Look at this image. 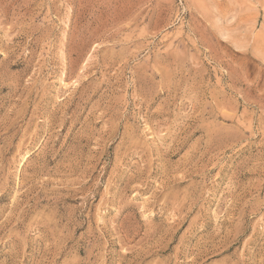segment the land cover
Here are the masks:
<instances>
[{"label": "rangeland", "instance_id": "1", "mask_svg": "<svg viewBox=\"0 0 264 264\" xmlns=\"http://www.w3.org/2000/svg\"><path fill=\"white\" fill-rule=\"evenodd\" d=\"M0 264H264V0H0Z\"/></svg>", "mask_w": 264, "mask_h": 264}, {"label": "bare ground", "instance_id": "2", "mask_svg": "<svg viewBox=\"0 0 264 264\" xmlns=\"http://www.w3.org/2000/svg\"><path fill=\"white\" fill-rule=\"evenodd\" d=\"M223 38H226L227 37V33L226 32H221V34H220ZM244 43V42H243ZM236 45H238L237 43H236ZM258 46V45H257ZM260 48V47H259Z\"/></svg>", "mask_w": 264, "mask_h": 264}]
</instances>
